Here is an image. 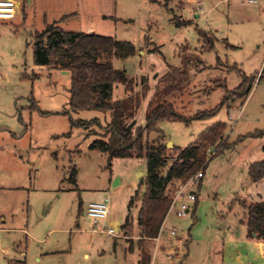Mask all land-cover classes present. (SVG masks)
<instances>
[{
  "label": "rangeland",
  "instance_id": "rangeland-1",
  "mask_svg": "<svg viewBox=\"0 0 264 264\" xmlns=\"http://www.w3.org/2000/svg\"><path fill=\"white\" fill-rule=\"evenodd\" d=\"M196 1L34 0L29 5L17 0L21 7L16 18L0 19V165L9 168L0 170V179L5 181L11 172L15 185L26 187L0 189V213L18 198H23L24 210L28 204L27 217L14 225L27 235L0 223V264H138L140 259L138 207L132 210L133 228L126 233L122 225L130 198L137 189L143 193L147 160L110 162L108 153L91 148L96 139H107L103 133L110 113L71 111V72L34 64L36 30L51 24L82 32L94 27L100 34L134 43V56L112 59L115 68L136 80L134 94L143 95L142 76L148 79L149 90L131 130L144 125L154 87L170 65L188 61L189 80L184 90L167 95L163 106L186 116L216 108L227 90L238 87L242 77L228 71V63L255 77L244 100L230 101L207 118L158 123L167 145L173 144L169 148L196 142L218 122L226 126L229 142H237L208 163L194 187L199 200L190 212H169L160 247L155 240L147 246L151 264H264V240L247 237L240 203L264 201V179L255 183L248 174L250 164L264 159V136L247 137L264 131V0ZM186 19L192 24L177 27ZM198 28L218 32L215 49H202ZM225 39L235 48H227ZM218 58L225 63L219 64ZM126 94L117 84L114 98ZM80 120L94 121L75 124ZM159 136L154 131L150 138ZM72 166L77 184L69 181ZM106 197L110 213L98 229L114 226L120 237L94 232L86 213L89 202ZM170 230L177 234L170 235Z\"/></svg>",
  "mask_w": 264,
  "mask_h": 264
},
{
  "label": "trees",
  "instance_id": "trees-1",
  "mask_svg": "<svg viewBox=\"0 0 264 264\" xmlns=\"http://www.w3.org/2000/svg\"><path fill=\"white\" fill-rule=\"evenodd\" d=\"M170 1L172 0H165L166 5ZM192 22L187 19L179 20L177 27L191 25ZM197 30L200 41L203 43L202 49L205 51L215 49L219 41L217 35L201 28ZM224 42L227 48H235L227 39ZM32 48L35 65L71 72L69 99L71 111L98 110L110 113V122L103 133L107 139H96L91 144V148L108 153L110 162L115 158H146L147 174L141 183L144 186V192L140 193L137 189L130 198L129 213L122 229L128 233L133 228L135 220L132 210L138 207L136 218V225L139 229L140 259L138 264H151L152 255L147 244L159 236L178 185L186 182L198 172H203L205 176L208 163L237 142H229L225 137L226 126L218 122L206 128L196 142L186 147L169 148L165 135L158 129V123L164 120L188 122L192 119L207 118L230 101L244 100L250 92L255 77L248 76L237 64L228 63V71H235L242 77L238 87L227 90L220 105L216 108L186 116L163 106L166 101L165 97L184 90L189 80L188 61H184L181 66L170 65L169 70L158 79L154 87L145 111L144 125H138L134 130L125 134L128 125L135 120L142 96H146L149 84L148 79L142 76L143 95L134 94L132 91L136 80L128 76L125 70L115 68L112 59H127L134 56L137 52L134 43L97 32L64 30L51 24L45 30L35 33ZM218 62L219 64L225 63L221 58H218ZM263 74L264 72L260 75V79ZM117 84H122L128 92L120 99L114 98ZM93 121L80 120L75 124L88 126ZM154 131L160 133L157 140L150 138ZM263 136L264 131H257L248 134L247 137ZM245 137H239L238 141H242ZM69 172L70 183L77 184L76 167L72 166ZM248 174L251 181L255 183L262 181L264 179V159L250 164ZM240 203L246 214L244 224L247 227V237L264 240V201L241 200ZM129 250L133 251L132 244Z\"/></svg>",
  "mask_w": 264,
  "mask_h": 264
},
{
  "label": "built area",
  "instance_id": "built-area-1",
  "mask_svg": "<svg viewBox=\"0 0 264 264\" xmlns=\"http://www.w3.org/2000/svg\"><path fill=\"white\" fill-rule=\"evenodd\" d=\"M260 0H250L251 3H258ZM198 5H201L202 2L200 0L196 1ZM17 11V2L15 0H0V19H13L15 17ZM203 172H198L195 176L188 179L186 182H183L178 185V187L175 190V193L173 194L172 203L169 209L170 211H174L178 216H185L187 215L191 210V204L195 203L197 200V192L195 191L194 187L199 183L201 178H203ZM86 213L87 215L93 219L94 232H102L107 234L109 237H120V234L117 232L116 227L111 226L109 228H106L105 226L101 229H98V225L105 219L108 218L110 213V204H109V198L106 197L104 200L101 201H91L88 203L86 207ZM169 214V213H168ZM164 224L162 225L160 229L159 236L155 238L156 241V248L159 244V238L161 232H163ZM175 230H170V235H176ZM155 254L154 257L156 255ZM172 258V257H169Z\"/></svg>",
  "mask_w": 264,
  "mask_h": 264
},
{
  "label": "crops",
  "instance_id": "crops-1",
  "mask_svg": "<svg viewBox=\"0 0 264 264\" xmlns=\"http://www.w3.org/2000/svg\"><path fill=\"white\" fill-rule=\"evenodd\" d=\"M15 1L17 2V0H15ZM33 1L34 0H28V4L30 5ZM20 7H21L20 3L17 2V11H16V14H15V17L14 18H16L17 13H18V9H20ZM2 20H12V19H2ZM36 32H40V31L39 30L38 31L36 30ZM86 32L87 33H93V32H97V31H96V29L94 27H89V30L86 31ZM213 33H215L217 35L218 32L215 31ZM16 156L17 155L15 154V157ZM13 161L15 162L14 158H13ZM4 168H6V167L3 166V164H1L0 165V170H2ZM6 169L9 170V168H6ZM8 172H10V171H8ZM142 173L147 174V171H144ZM7 174L8 175L6 176L5 181H4L3 178L0 179V189H3L4 190V189L10 188L12 190H19V189L26 188L25 186H17V185H15L16 182L13 181L11 172L10 173H7ZM143 192H144V190H143ZM104 199H102V200H104ZM198 200H199V195H198V199H197L196 203L198 202ZM22 204L25 205V203L23 202V198H18V201L17 202L14 201L6 210L2 211L0 213V223L3 224L6 227V228H4L6 230L16 231L17 229H20V230H23L25 232V234L27 235L26 229H24V228H16L14 226L16 223L20 222V220L24 219V217H27V214H28V204H26V206H27L26 207V210H24V207L22 206ZM138 235H139V229H138ZM138 238H139V236H138ZM158 247H160V244H159Z\"/></svg>",
  "mask_w": 264,
  "mask_h": 264
},
{
  "label": "water",
  "instance_id": "water-1",
  "mask_svg": "<svg viewBox=\"0 0 264 264\" xmlns=\"http://www.w3.org/2000/svg\"><path fill=\"white\" fill-rule=\"evenodd\" d=\"M135 123H136V121L133 120V121L128 125V127H127V132H126L125 134H128V133L131 131V129H132V127L135 125ZM172 145H173V144H172L171 142H169L168 146H172Z\"/></svg>",
  "mask_w": 264,
  "mask_h": 264
}]
</instances>
